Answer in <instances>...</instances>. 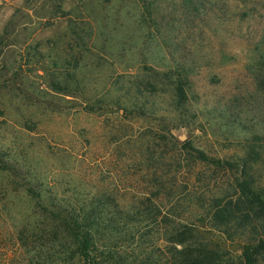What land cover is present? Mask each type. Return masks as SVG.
Listing matches in <instances>:
<instances>
[{
	"label": "rangeland",
	"instance_id": "1",
	"mask_svg": "<svg viewBox=\"0 0 264 264\" xmlns=\"http://www.w3.org/2000/svg\"><path fill=\"white\" fill-rule=\"evenodd\" d=\"M168 4H155L156 30L137 0H0V161L45 191L133 206L161 177L179 186L171 206L199 221L190 214L220 200L233 175L206 171L187 189L186 169L168 166L171 135L222 159L264 147V0L227 28L204 15L188 30ZM179 80L187 100L174 111ZM11 181H0V262L49 236Z\"/></svg>",
	"mask_w": 264,
	"mask_h": 264
},
{
	"label": "trees",
	"instance_id": "2",
	"mask_svg": "<svg viewBox=\"0 0 264 264\" xmlns=\"http://www.w3.org/2000/svg\"><path fill=\"white\" fill-rule=\"evenodd\" d=\"M137 1L144 20L156 30L158 1L169 2L167 10L174 8L185 17L180 19L182 30L191 28L204 15H218L221 28H227L242 12L247 16L256 11L254 0ZM179 81L175 83L174 111H179L187 100L183 81ZM171 139L168 166L174 173L186 169L187 189L191 186L198 190L196 182L206 171L213 175H218V170L225 174L230 171L233 175L220 200L215 197L211 207H196L198 215L190 214L199 217L197 222L183 217L181 207L171 206L172 202L176 206L183 202L180 196L177 198L179 186L167 189L161 177L156 180L155 195L144 194L142 203L133 206L123 205L113 195L90 197L74 192L65 196L45 191L40 180L32 176L27 179L21 167L0 161V181L19 184L22 191L13 196L30 207L39 218L38 226L47 228L43 233H49L41 251L28 250L27 255L20 253L0 264H264V147L251 143L243 157L233 160L210 156L189 141L179 144L172 135ZM196 200L202 201L198 197ZM9 203L10 198L5 207ZM6 211L2 217L9 220ZM209 230H220L228 238L218 241V235L212 236ZM23 235L24 230L19 232L22 239Z\"/></svg>",
	"mask_w": 264,
	"mask_h": 264
}]
</instances>
